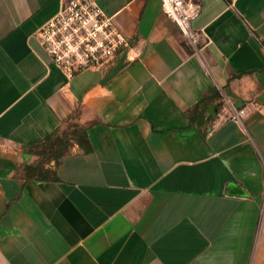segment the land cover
<instances>
[{
	"label": "crops",
	"instance_id": "obj_1",
	"mask_svg": "<svg viewBox=\"0 0 264 264\" xmlns=\"http://www.w3.org/2000/svg\"><path fill=\"white\" fill-rule=\"evenodd\" d=\"M94 1L125 42L67 79L35 36L62 0H0V264H264V0H198L200 56L159 0ZM211 87L261 109L222 103L203 135L188 113ZM68 119L90 152L23 179Z\"/></svg>",
	"mask_w": 264,
	"mask_h": 264
},
{
	"label": "built area",
	"instance_id": "obj_2",
	"mask_svg": "<svg viewBox=\"0 0 264 264\" xmlns=\"http://www.w3.org/2000/svg\"><path fill=\"white\" fill-rule=\"evenodd\" d=\"M161 12L177 27L182 41L200 56L207 43L201 28L192 25L198 16V0H159ZM52 64L67 78L85 69L98 68L111 61L125 40L111 16L104 14L94 0H62L58 11L35 34ZM206 39V40H205ZM204 41L201 44V41ZM229 119L241 122L255 103L232 106Z\"/></svg>",
	"mask_w": 264,
	"mask_h": 264
},
{
	"label": "trees",
	"instance_id": "obj_3",
	"mask_svg": "<svg viewBox=\"0 0 264 264\" xmlns=\"http://www.w3.org/2000/svg\"><path fill=\"white\" fill-rule=\"evenodd\" d=\"M208 94H204L191 108L188 113V120L199 128L204 135L209 128L211 115L208 113L207 103L212 99L220 98L218 89L209 88ZM222 105L217 102L213 109L217 110ZM73 119V118H71ZM70 119V120H71ZM69 121L66 120V122ZM69 130L58 129L42 139L30 144L27 148L29 154L39 158L32 164H25L22 168V177L25 180L36 181H57L55 168L60 163L62 156L68 153L69 149L76 145L83 153L90 152V144L87 140L86 126L74 122Z\"/></svg>",
	"mask_w": 264,
	"mask_h": 264
},
{
	"label": "water",
	"instance_id": "obj_4",
	"mask_svg": "<svg viewBox=\"0 0 264 264\" xmlns=\"http://www.w3.org/2000/svg\"><path fill=\"white\" fill-rule=\"evenodd\" d=\"M214 105L210 108H208V112L210 113L213 109ZM226 193L230 195H236V196H243L244 191L240 186H237L233 183H229L226 187Z\"/></svg>",
	"mask_w": 264,
	"mask_h": 264
},
{
	"label": "rangeland",
	"instance_id": "obj_5",
	"mask_svg": "<svg viewBox=\"0 0 264 264\" xmlns=\"http://www.w3.org/2000/svg\"><path fill=\"white\" fill-rule=\"evenodd\" d=\"M220 98H222L221 100V103H225L226 104V102H227V99L224 97V95L223 94H220ZM74 124V121L73 120H69V121H67L65 124H64V126L62 127V128H60V130L58 131V132H60L61 130H64V129H66V130H69L71 127L70 126H72ZM34 156V162L33 163H35L36 161H38L39 160V158L37 157V156H35V155H33Z\"/></svg>",
	"mask_w": 264,
	"mask_h": 264
}]
</instances>
